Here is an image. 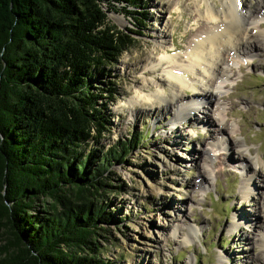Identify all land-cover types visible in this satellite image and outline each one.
I'll list each match as a JSON object with an SVG mask.
<instances>
[{
    "label": "rangeland",
    "instance_id": "obj_1",
    "mask_svg": "<svg viewBox=\"0 0 264 264\" xmlns=\"http://www.w3.org/2000/svg\"><path fill=\"white\" fill-rule=\"evenodd\" d=\"M204 2L218 10L226 1L148 0L140 17L106 11L110 24L140 34L115 65L119 97L108 106L109 133L100 144L141 138L105 174L96 197L112 218L97 224L95 255L114 264H264V0L240 1L238 10L257 29L238 59L226 57L234 65L224 62L228 77L219 76L216 105L199 101L202 109H193L188 103L197 97L187 88L179 89L176 103L161 101L171 94L166 72L178 69L171 59L184 57L204 28L196 12L204 13ZM154 92L161 97L146 101ZM210 117L215 124L205 122ZM248 183L252 191L244 198ZM6 241L0 235V244Z\"/></svg>",
    "mask_w": 264,
    "mask_h": 264
},
{
    "label": "trees",
    "instance_id": "obj_2",
    "mask_svg": "<svg viewBox=\"0 0 264 264\" xmlns=\"http://www.w3.org/2000/svg\"><path fill=\"white\" fill-rule=\"evenodd\" d=\"M147 1L0 0V264H114L95 255L112 218L96 197L141 138L100 144L140 34L106 11L140 17Z\"/></svg>",
    "mask_w": 264,
    "mask_h": 264
},
{
    "label": "bare ground",
    "instance_id": "obj_3",
    "mask_svg": "<svg viewBox=\"0 0 264 264\" xmlns=\"http://www.w3.org/2000/svg\"><path fill=\"white\" fill-rule=\"evenodd\" d=\"M225 1V5L221 9L215 10L210 3L207 4L204 2V13L196 11L198 13V17L201 16V19L203 20L204 28L197 31L195 40L189 45L188 53L184 57H174L171 59L172 63H178V69L170 73L166 72L167 83L171 86L170 93L172 95L170 94L168 96V101L162 98V102L174 104L176 103L174 101H178L181 98L178 95L180 88L192 89L193 94L197 97V100L189 102L188 106H191L195 110H199L202 109L199 108V101L209 106L213 103V100L216 99V96L220 94L217 86L218 81L220 80L219 76L221 75V77H224L225 79L228 77V74H225L223 69L226 57L231 54L232 56H236L238 59L239 47L247 44V42L253 38V32L257 29L256 22L249 20L247 16L248 13L238 10L241 0H238V2L237 0H229L228 3L227 0ZM258 13H260V11ZM161 48L165 55H168L171 52V49L167 46L165 47V45ZM173 48L175 49V46ZM227 59H229V57ZM226 63L234 65L233 61L229 62V60H226L225 64ZM245 64L249 65L250 61H246ZM208 73H212L213 75L215 74L217 81L213 78H209L207 76ZM185 74L194 75L202 79L204 83L199 84L202 82L197 81L189 83L185 80ZM213 81L216 82L214 83ZM200 86H202V88ZM160 97V93L154 92L150 93L145 100L151 101V99L155 100ZM134 103L135 102H130V104ZM213 104L216 105L215 103ZM221 110L222 109L219 108L217 109L218 118L220 117L219 122L222 121ZM175 117H179L178 113H176ZM214 121L216 123V120ZM214 121L210 117L205 122L211 125L215 124ZM218 133V130H216L212 136ZM240 156L243 159H246L243 154ZM245 168L246 172L250 176L255 174V172L253 173L247 164L245 165ZM245 187L246 192L244 193V198L249 196V192L252 191V189L248 188L249 183L246 184ZM233 227H239L238 221L233 223Z\"/></svg>",
    "mask_w": 264,
    "mask_h": 264
}]
</instances>
